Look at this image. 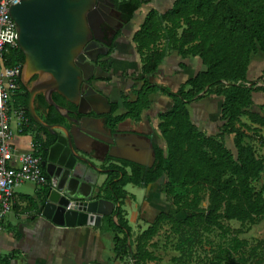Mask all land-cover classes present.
I'll use <instances>...</instances> for the list:
<instances>
[{
    "label": "trees",
    "instance_id": "1",
    "mask_svg": "<svg viewBox=\"0 0 264 264\" xmlns=\"http://www.w3.org/2000/svg\"><path fill=\"white\" fill-rule=\"evenodd\" d=\"M114 1L123 19L131 21L149 0ZM132 41L146 78L159 73L171 51L184 58L199 56L205 69L174 92L150 85L147 79L137 91L138 102L153 89L166 93L172 105L161 115L159 130L165 144L155 145L154 165L147 168L126 162L133 167L131 173L123 168L111 172L100 187L99 197L120 203L115 210L117 222L109 216L116 256L133 264H160L156 237L164 230L167 242L176 238L172 242L180 253L173 258L176 262L186 258L189 264H264V236L254 241L242 237L264 221V187L256 186L264 173V156L249 140L250 132L261 138L264 131V104L256 109L254 101V93L264 92V86L248 79L253 56L264 54V0H174L166 11L148 10ZM8 57L10 65L22 66L25 61L19 46ZM103 66L108 69L107 61ZM19 85L16 105L24 107L28 93L20 79ZM210 95L223 97L222 125L213 134L201 129L189 110L192 102ZM147 101L138 105L126 101L125 105L134 104L139 116L151 103ZM118 105H113L115 110ZM32 127L24 125L22 132L32 133ZM232 135L235 151L227 142ZM34 142L35 154L46 158L50 143L35 136ZM161 178V192L169 207L133 238L124 208L130 196L125 187L129 183L147 187ZM233 221L240 226L233 227ZM15 255L13 251L1 257L0 263H10Z\"/></svg>",
    "mask_w": 264,
    "mask_h": 264
},
{
    "label": "water",
    "instance_id": "2",
    "mask_svg": "<svg viewBox=\"0 0 264 264\" xmlns=\"http://www.w3.org/2000/svg\"><path fill=\"white\" fill-rule=\"evenodd\" d=\"M114 7L110 0H22L10 7L17 24V41L25 55L21 79L26 84L32 76H38L29 88L28 107L33 118L42 124L32 108L40 91L53 104L52 94L59 93L83 115L75 119L74 125L51 131L55 138L42 161L50 182L46 191L36 197L38 215L55 227L99 225L104 216H113L117 222L114 211L120 203L99 197L104 183L100 179L110 171L102 167L106 156L148 168L156 160L151 138L123 132L119 126L113 132L111 126L102 129L90 124L101 121L88 116L90 111L101 115L111 110L110 99L96 90L86 64L96 60L89 49L106 42L98 34L103 32L102 25L116 15ZM99 106L104 109L99 110Z\"/></svg>",
    "mask_w": 264,
    "mask_h": 264
},
{
    "label": "crops",
    "instance_id": "3",
    "mask_svg": "<svg viewBox=\"0 0 264 264\" xmlns=\"http://www.w3.org/2000/svg\"><path fill=\"white\" fill-rule=\"evenodd\" d=\"M162 1L169 3L170 7L174 3V0H149L148 3H161ZM132 20L129 23L130 31L125 36L129 41L130 52H133V57L138 68H140L141 58L135 51L134 43L130 40L138 29L132 24ZM181 66L186 67L187 65L182 62ZM164 70L161 66V71L158 74L159 78H161L159 81L161 82L162 80L165 81V77L170 75ZM156 78L159 79L158 77ZM183 82L177 81L175 87H173L174 91ZM101 86L99 87V92L108 96L111 90L108 87ZM112 94L113 91L111 96ZM116 97L115 93L113 99L118 101ZM154 98L157 102L156 106L159 109H169L172 105V99L161 91H157ZM222 102L223 97L217 95H210L192 102L189 105L192 119L199 127L202 126V128L200 127L201 129L206 131V126H211L213 122H216L213 120L217 119V117L218 119L220 118ZM216 107L218 108L217 111ZM213 114L216 115L213 116ZM198 116L202 118L203 122H196ZM19 133V135L15 136L14 144L16 152L23 154L19 152V147L25 143L24 135L32 133ZM157 133L162 140V145H164L165 141L159 130ZM33 141L34 137H32L31 141H27L26 144L29 148H31V142ZM109 173L111 172L109 171L101 177V184L106 180ZM25 184L26 182L16 187L13 208L6 215L4 230L0 231L1 257L9 255L13 251L16 252L15 257L8 264H133V262L127 259H121L116 256L109 216H104L99 225H83L69 229L52 226L45 223L38 215L36 202L37 195L43 194L46 191L47 185H37L31 193L25 190ZM142 188L145 190V195L143 205L140 206L138 220L151 224L153 219L148 218V212H154L157 217L161 211H165L167 203L164 201V198L161 197L160 199V196H164V194L161 190L159 191V180ZM110 217L114 221L113 216ZM138 228L140 230L133 233V238L142 230V226L139 223L137 224ZM4 251L7 252L5 255L3 254Z\"/></svg>",
    "mask_w": 264,
    "mask_h": 264
},
{
    "label": "flooded vegetation",
    "instance_id": "4",
    "mask_svg": "<svg viewBox=\"0 0 264 264\" xmlns=\"http://www.w3.org/2000/svg\"><path fill=\"white\" fill-rule=\"evenodd\" d=\"M110 1L115 3L114 0ZM114 10L117 11L116 15L111 18L110 23H104L102 25L103 32L98 34V36L101 39H105L106 42L89 49L91 56L94 57V59L96 58V60L86 64L89 72L93 74L91 78L96 90L99 91L100 85L103 87H108L111 90L109 91L108 95L111 103V110L101 115H97L94 111H90L88 116L99 117L101 119V121L97 124H95L93 121H90V124L99 127L101 126L100 128L102 129V126H111L113 128V132L117 130L118 126L123 132L133 131L146 138H151L155 149V145L163 144L157 132L159 130L161 115L166 113L168 109H159L156 106L157 102L154 97L157 91L153 89L150 91V93L145 95L146 97L141 99V102H138L140 94H137V91L142 89L143 85L145 84V79L148 80L150 85H159L156 82H152V78H156L157 74L149 75L147 78L145 75L141 74L140 68H138V65L133 57V52H130L129 46L127 47V43H129V41L125 35H127V33L130 31V21L123 19L116 7V3ZM105 61H107L108 69L107 67L104 68L103 66ZM37 79L38 76L34 75L25 84L22 81L20 74V80L25 87L24 93H28L27 103L23 107V118L26 126H33L32 128H34L33 133L35 137L39 138L44 143L51 144L55 138L51 131L57 130L58 126H72L74 125L75 119H80L83 115L77 113L76 106L66 100L59 93L54 92L52 97L54 103L61 109H58L55 104L50 102L45 93L40 91L35 95L32 103L33 111L42 121V124L36 122V120L33 118V112L30 111V107L28 106L30 99L29 88L33 86V83ZM112 91L113 94L111 96ZM115 93L118 101L113 99ZM147 100L151 103L148 106H145L141 112H139V116H137L138 109L134 107V104L131 107H127L125 105L126 101H131L135 103V105H138L141 103L144 104V102ZM114 104H119L116 110L113 107ZM98 109L103 110L104 108L99 106ZM118 116H122V118L118 120ZM43 126H50V129ZM98 133L107 137L106 134H102L101 132ZM134 142H132V146L138 150V147ZM108 157L109 156H106L104 163H102V167L104 169H109L110 172L119 173L120 171L122 172L123 168L128 173L132 172L133 167L126 164V162H134L117 158H114L112 161H106ZM44 159L41 160V164ZM111 163L118 164V167H112ZM43 169L46 172L44 167Z\"/></svg>",
    "mask_w": 264,
    "mask_h": 264
},
{
    "label": "built area",
    "instance_id": "5",
    "mask_svg": "<svg viewBox=\"0 0 264 264\" xmlns=\"http://www.w3.org/2000/svg\"><path fill=\"white\" fill-rule=\"evenodd\" d=\"M21 1L0 0V231L5 228L4 221L13 208L19 184L30 181L44 186L50 182L41 158L35 154V142H31L32 151L23 154L16 152L14 144V127L22 132L26 125L24 108L16 105L22 66L8 64L10 50L19 46L17 24L11 17L10 7Z\"/></svg>",
    "mask_w": 264,
    "mask_h": 264
},
{
    "label": "rangeland",
    "instance_id": "6",
    "mask_svg": "<svg viewBox=\"0 0 264 264\" xmlns=\"http://www.w3.org/2000/svg\"><path fill=\"white\" fill-rule=\"evenodd\" d=\"M170 7V4L167 2L162 1L161 3L159 2H152V3H145L143 4L140 9L136 12V17L132 20V24L139 28L140 23L143 21L146 13L148 10L151 8H156L160 11H166ZM132 40V39H130ZM133 42V41H132ZM129 43H127V47ZM182 62H184L187 66L183 67L181 66ZM163 70L165 69L167 73L170 75L166 76V80L162 82L159 81L161 78L157 74L156 76L159 78H152V82H158L157 84L163 85L165 88H168L169 90L174 92V88L177 81H185L190 77L195 76L199 71L205 69V65L203 64L201 58L199 56H189L187 58L182 57L177 51H171L165 58L164 62L162 63ZM164 70V71H165ZM248 79L249 81H255L257 82V85L264 86V54L263 53H258L253 56V59L250 64L249 72H248ZM254 101H255V108L259 109V105L264 104V92L262 91H257L254 93ZM213 109V108H212ZM216 107V111H217ZM215 111V110H214ZM216 114H213V116ZM200 118V119H199ZM200 122L202 121L201 117H197ZM243 120L248 121L247 117H243ZM216 121V122H213ZM211 126H206L207 129L206 131L208 133H217L221 127V120L220 118L213 120ZM202 128V126H200ZM15 128V136L19 135V131L16 127ZM251 137H249V140L252 141V143L255 145L257 148L259 154L264 156V131L260 133L262 136V140L259 137H255L256 134L253 132H250ZM25 137V143L21 145L20 151L22 153H27L32 151V147L29 148L27 146V141H31L32 137H34V133L32 134H27L24 135ZM16 137L14 138L15 142ZM227 142L229 147L235 151V147L233 145V135L229 136L227 138ZM164 182V178H161L159 180V191L161 190V186ZM153 186V185H152ZM257 187H264V173L262 175V178L260 179L259 182H256ZM37 187V184L33 182H26L25 184V190L28 192H33L34 188ZM126 190L129 192L130 196L126 199L124 203V208L127 211L128 215V220L129 224L133 229V233L135 231H139L140 229H137V224L139 223L142 226V230H145L148 228L150 223L146 221H139L138 216L140 214V206L143 205L144 202V195H145V190L133 183H129L126 187ZM105 193L104 189H102V194ZM164 198V196H160V199ZM161 202V201H160ZM205 205L207 202L204 203ZM169 205L165 207V210H167ZM148 218L153 219V221L156 218V214L148 212ZM233 227H239L240 224L236 221L231 222ZM169 226L164 225V228L167 229ZM264 236V221L257 226L252 227L248 232L244 233L242 237H245L251 241H254L258 238H262ZM156 240L158 242V249L156 250V253L158 256L161 258L160 264H189L186 258H183V260L180 262H176L173 260L174 257H178L180 253L174 249L173 243L176 242V238H173L171 242H167L165 236H164V230L161 231L160 235L156 237ZM3 251V250H2ZM7 252L4 251L3 254L5 255ZM194 264V263H193Z\"/></svg>",
    "mask_w": 264,
    "mask_h": 264
},
{
    "label": "bare ground",
    "instance_id": "7",
    "mask_svg": "<svg viewBox=\"0 0 264 264\" xmlns=\"http://www.w3.org/2000/svg\"><path fill=\"white\" fill-rule=\"evenodd\" d=\"M136 157H139V158L143 159V156L141 157L140 155H136Z\"/></svg>",
    "mask_w": 264,
    "mask_h": 264
}]
</instances>
